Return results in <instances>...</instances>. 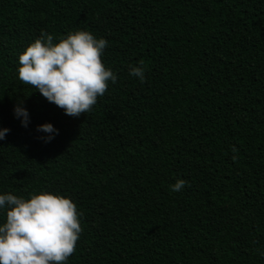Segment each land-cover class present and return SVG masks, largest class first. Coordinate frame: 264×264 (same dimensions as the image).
I'll return each mask as SVG.
<instances>
[{
    "label": "trees",
    "instance_id": "obj_1",
    "mask_svg": "<svg viewBox=\"0 0 264 264\" xmlns=\"http://www.w3.org/2000/svg\"><path fill=\"white\" fill-rule=\"evenodd\" d=\"M75 30L117 75L78 117L17 76L41 32ZM0 128V194L80 214L66 264H264V0H0Z\"/></svg>",
    "mask_w": 264,
    "mask_h": 264
},
{
    "label": "clouds",
    "instance_id": "obj_2",
    "mask_svg": "<svg viewBox=\"0 0 264 264\" xmlns=\"http://www.w3.org/2000/svg\"><path fill=\"white\" fill-rule=\"evenodd\" d=\"M53 40L52 34L41 32L19 54L17 76L66 115L78 117L91 110L109 82L117 81V75L101 61L108 42L84 30L58 36L56 43ZM129 75L144 81L143 67H130ZM13 114L22 127L30 123L22 102L14 105ZM8 131L0 128V140ZM37 131L47 134L46 143L58 134L51 123L38 125ZM185 186L186 181L178 179L170 190L180 192ZM0 213V264H66L82 231L71 199L50 192L29 193L28 198L0 194Z\"/></svg>",
    "mask_w": 264,
    "mask_h": 264
}]
</instances>
